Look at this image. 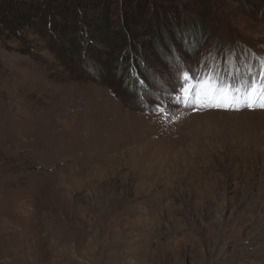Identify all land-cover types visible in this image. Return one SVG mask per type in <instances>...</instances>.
<instances>
[{"label":"rangeland","instance_id":"1","mask_svg":"<svg viewBox=\"0 0 264 264\" xmlns=\"http://www.w3.org/2000/svg\"><path fill=\"white\" fill-rule=\"evenodd\" d=\"M250 1L189 7L200 45L172 65L0 24V264H264V109L177 100L180 61L233 86L259 71ZM145 61L139 96L126 77Z\"/></svg>","mask_w":264,"mask_h":264},{"label":"trees","instance_id":"2","mask_svg":"<svg viewBox=\"0 0 264 264\" xmlns=\"http://www.w3.org/2000/svg\"><path fill=\"white\" fill-rule=\"evenodd\" d=\"M251 1L255 5L259 2ZM206 3L210 0H0V24L16 37L25 32V35L32 33L54 40L59 34L67 39L72 51L80 46L75 35L79 32L80 38L87 35L102 43H116L148 62L156 56L164 64L172 65L183 50L192 56V49L196 43L199 47V36L204 30L203 25L201 28L198 25L191 40L187 39L181 33L180 17L185 11L190 12L189 7ZM116 22L121 25L113 30ZM126 56L127 53L122 60ZM132 65L135 67V63ZM129 70L125 85L131 83L133 90L138 86L137 81L139 96L147 94L152 88L146 61L144 66L137 68L139 79L132 66Z\"/></svg>","mask_w":264,"mask_h":264},{"label":"snow or ice","instance_id":"3","mask_svg":"<svg viewBox=\"0 0 264 264\" xmlns=\"http://www.w3.org/2000/svg\"><path fill=\"white\" fill-rule=\"evenodd\" d=\"M259 71L254 75L249 68L247 81L241 80L237 86L221 78L210 66L207 71L196 72L178 62L176 69L179 84L177 100L187 106L235 109H264V58H256ZM157 111H162L157 109Z\"/></svg>","mask_w":264,"mask_h":264}]
</instances>
